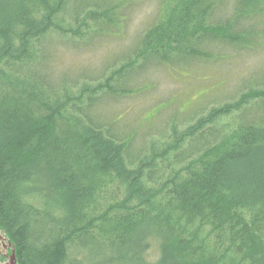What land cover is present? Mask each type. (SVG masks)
Listing matches in <instances>:
<instances>
[{
  "label": "trees",
  "instance_id": "obj_1",
  "mask_svg": "<svg viewBox=\"0 0 264 264\" xmlns=\"http://www.w3.org/2000/svg\"><path fill=\"white\" fill-rule=\"evenodd\" d=\"M128 1L0 0V228L17 264H264V87L175 117L140 148L94 113L134 94L129 74L240 45L237 29L263 9L238 0L221 21L223 0H161L115 66L51 70L54 44H92Z\"/></svg>",
  "mask_w": 264,
  "mask_h": 264
},
{
  "label": "rangeland",
  "instance_id": "obj_2",
  "mask_svg": "<svg viewBox=\"0 0 264 264\" xmlns=\"http://www.w3.org/2000/svg\"><path fill=\"white\" fill-rule=\"evenodd\" d=\"M248 1L244 8L252 13L259 9L263 12L254 14L253 19L245 22L243 30L242 27L237 29L241 32L240 45L221 39L208 42L205 55L191 60L190 64L162 63L150 66L139 75L129 74L134 78V94L106 97L98 103L94 113L104 121H114L113 125L121 135L122 131L134 132L132 144L140 148L148 138L162 136L159 134L164 131L167 133L168 125L175 117L187 116L184 121H191L212 106L236 100L249 88H263L264 2L254 4V0ZM160 2L158 0L153 6V11L143 14L137 13L134 0L128 1L119 8L122 19L117 28L99 36L101 38L92 44L77 47L54 44L51 70L57 76L78 78L85 73L98 75L103 67L115 66L116 60L136 45L143 30L155 21ZM237 4L238 0H223L220 10L216 8L213 13L223 21L230 16L228 11H222L223 7L231 10ZM130 15L139 20L135 36L125 19ZM247 42L249 47L243 46ZM158 254V241L154 240L148 258L154 260Z\"/></svg>",
  "mask_w": 264,
  "mask_h": 264
},
{
  "label": "snow or ice",
  "instance_id": "obj_3",
  "mask_svg": "<svg viewBox=\"0 0 264 264\" xmlns=\"http://www.w3.org/2000/svg\"><path fill=\"white\" fill-rule=\"evenodd\" d=\"M157 2L158 0H134V7L136 8L137 13L147 14L148 12L153 11V6ZM125 19L128 20L131 27V34L135 36L139 29V20L132 15L126 17ZM3 114V108L0 106V117H2Z\"/></svg>",
  "mask_w": 264,
  "mask_h": 264
},
{
  "label": "flooded vegetation",
  "instance_id": "obj_4",
  "mask_svg": "<svg viewBox=\"0 0 264 264\" xmlns=\"http://www.w3.org/2000/svg\"><path fill=\"white\" fill-rule=\"evenodd\" d=\"M13 250L12 243L0 228V264H17L16 254L14 259L11 257Z\"/></svg>",
  "mask_w": 264,
  "mask_h": 264
},
{
  "label": "water",
  "instance_id": "obj_5",
  "mask_svg": "<svg viewBox=\"0 0 264 264\" xmlns=\"http://www.w3.org/2000/svg\"><path fill=\"white\" fill-rule=\"evenodd\" d=\"M12 259H14L15 258V251L13 250V252H12Z\"/></svg>",
  "mask_w": 264,
  "mask_h": 264
}]
</instances>
